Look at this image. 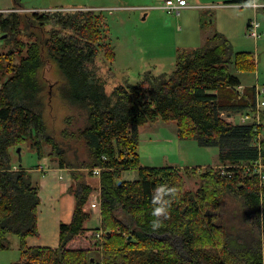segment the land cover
<instances>
[{
	"label": "trees",
	"instance_id": "16d2710c",
	"mask_svg": "<svg viewBox=\"0 0 264 264\" xmlns=\"http://www.w3.org/2000/svg\"><path fill=\"white\" fill-rule=\"evenodd\" d=\"M15 4L24 8L18 0ZM0 30L12 44L0 54V75H9L0 87V250L10 246L9 235L18 236L20 258L12 264H264V186L257 177L241 180L240 171L223 177L208 165L199 174V189L187 190L184 174L198 168L145 166L138 153L139 126L162 120L176 122L182 139L218 147L219 163L259 157L264 162V142L260 149L254 144L253 127L220 115L252 105L254 91L249 86L237 99L235 87L242 82L231 67L255 71L253 51H237L216 32L204 45L180 50L170 73L148 70L139 82L126 81L108 92L90 65L98 58L112 62L116 52L104 43L102 18L94 10L0 11ZM22 32L36 39L27 43L20 39ZM49 62L66 80L60 87L62 98L84 113L82 124L72 134L66 129L63 134L75 133L83 140L87 161L75 167L91 170L88 175L73 172L77 181L68 191L75 196V209L71 222L60 225L57 249L27 242L29 236L39 235L40 191L29 169L14 168L11 152L30 139L42 156L48 144L59 166L74 170L60 147L67 141L57 139L47 123L45 108L51 107V100L47 104L42 97L45 80L39 79V71ZM96 167L102 168L100 237L89 235L85 224L91 217L85 207L94 189L87 177ZM130 169H138V178L124 180L123 172ZM227 192L240 197L249 211L246 217L255 238L249 246L240 238L233 241L229 230L215 222ZM157 209L161 211L154 215ZM157 220L160 226L153 228ZM175 236L181 238L184 252L174 243Z\"/></svg>",
	"mask_w": 264,
	"mask_h": 264
},
{
	"label": "rangeland",
	"instance_id": "374dc122",
	"mask_svg": "<svg viewBox=\"0 0 264 264\" xmlns=\"http://www.w3.org/2000/svg\"><path fill=\"white\" fill-rule=\"evenodd\" d=\"M24 8L18 7L15 0H0V9L8 8V11L2 12H19L30 13L33 11H56L59 9L77 10L81 8L92 9L97 14L101 15L102 27L105 34L104 43H107L115 48L116 57L114 61L109 62L104 58H98L90 66L95 70L98 77L103 80L108 92H111L113 87L117 84L137 83L141 79L145 71H152L154 74L163 72L170 73L176 64V57L180 50H191L202 46L205 38L204 31L210 27L214 30L223 28L231 36L233 46L236 50L247 49L254 52L255 60L257 61V69L253 72L237 71L233 66L231 70L238 74L244 86L257 84L264 86V34L258 40L251 38L248 35L246 23L244 18L246 11L251 10L247 7L220 10L217 8L211 9H185L181 11L180 15L169 14L165 10L154 8L156 5H161L165 0H18ZM192 4L200 5H215L216 0H190ZM199 5V6H200ZM143 7V8H141ZM192 7V6H188ZM154 8V9H148ZM253 8V7H252ZM264 8L262 6L256 8ZM235 9V8H234ZM202 14V15H201ZM207 23L206 29L200 26V17ZM256 16V14L254 15ZM253 16V17H254ZM23 17V16H22ZM252 17V18H253ZM258 20L261 23L257 15ZM24 22V21H23ZM262 24V23H261ZM51 25L46 26L49 31ZM261 30V29H260ZM3 32L0 30V54L5 53L11 48V43L5 40ZM21 40L31 43L36 39L35 36H28L22 32ZM20 59H16L18 62ZM48 66H44L39 71V79H44V91L42 97L44 101L49 103L45 108L47 115V123L54 136L57 139H64L67 143L61 142V149L66 151V162L74 166V170H69L70 185H75L77 179L73 172H82L86 175L90 174V169L84 167H75L80 163L87 161L88 152L83 140L78 139L75 133L72 137H66L63 130H67L72 134L78 126L83 122L84 113L82 110L73 107L66 102L61 96L60 87L66 83L63 76L59 72L56 65L51 62ZM0 87L3 82L8 79L9 75H0ZM40 79V80H41ZM52 96V97H51ZM238 99V98H237ZM239 100V99H238ZM224 112L232 116V119L223 117L231 123L240 124L238 120V113L235 111L224 110ZM46 114V113H45ZM168 122V121H167ZM79 123V124H78ZM152 124L156 125V129L152 132L143 134L145 129L152 128ZM141 127V130H140ZM139 149L141 163L143 165L161 164L177 162L184 167L198 168L196 173L192 171L184 174V182L187 190L197 191L200 186L199 174L204 171L208 165L215 169L219 163V148L215 146L202 145L197 139H182L178 136L176 122L165 124L162 120L159 123H146L139 126ZM148 131V130H147ZM70 138V140H69ZM18 148L20 151L18 152ZM144 148V149H143ZM13 153L14 163L22 165L24 168H34L38 165H46L48 160L59 164V158L52 154V146L45 144L43 148L44 155L39 156L37 148L32 145V141L28 139L20 146L11 148ZM218 164V165H217ZM19 168V167H18ZM80 173L77 175L79 176ZM85 176V175H84ZM99 175H91L87 177L94 185V189L86 205V211L90 212L91 220L95 214L101 215V207L93 209L90 203L93 201H100V177ZM241 180L245 177L240 172ZM93 179V180H90ZM95 178V179H94ZM122 178L124 180H134L138 178V169H130L123 172ZM82 179V177H80ZM85 180V178L83 179ZM69 185V186H70ZM260 185V182H259ZM97 212V213H96ZM120 218L127 220L126 215L122 211ZM249 211L243 206V201L240 197L227 192L222 195L218 209V216L215 220L217 225L224 229H228L233 241L240 238L248 246L250 242L253 243L255 238L251 232V222L246 217ZM102 222L91 231H87L90 235L92 233H100L97 231L101 228ZM87 229V227H86ZM88 230V229H87ZM248 233H251L248 237ZM157 235V234H154ZM16 237V235H14ZM263 242V237L261 239ZM174 243L180 250L181 238L174 237ZM242 249H244L242 247ZM183 251V250H182ZM184 252V251H183ZM14 247L6 250H0V264H12L18 262L16 257L19 256ZM97 256V254H95Z\"/></svg>",
	"mask_w": 264,
	"mask_h": 264
},
{
	"label": "crops",
	"instance_id": "0c3cea01",
	"mask_svg": "<svg viewBox=\"0 0 264 264\" xmlns=\"http://www.w3.org/2000/svg\"><path fill=\"white\" fill-rule=\"evenodd\" d=\"M216 2L217 3L215 5H200V4H192L190 2L192 7H187V8H184L183 10L185 9H211V8H217L220 10L230 8V9L236 10L237 8L247 7L251 10L246 11L244 23H246V26H248L249 20L255 14L256 16L258 15L262 23L261 31L264 34V8L254 9L250 6L241 5V4L247 3L248 1L230 2L229 0H216ZM148 9H154V8H148ZM158 9L164 10L163 8H158ZM0 11H8V8L0 9ZM200 26L203 30L206 29V26H207V23L202 20V16L200 17ZM216 32L224 34L232 42L230 38L231 36H228V34H226L223 28H220L219 30H214L208 27L204 31L205 38L203 39L202 45H204L207 42V40L210 37H212ZM242 50L251 51L247 49H240L237 51H242ZM246 86L248 87L250 85H246ZM151 123H154V122H151ZM155 123L157 124L159 122H155ZM163 123L167 124L169 122L166 121ZM151 126L152 128L145 129L143 131L144 135H146L147 132L148 133L152 132V130H155L157 128L156 125L154 124H152ZM140 130H141V127H140ZM141 145L142 144L140 142L138 146L139 155H140L139 149ZM165 165H173V166H178L182 168L184 167L182 164L177 163V162L166 163L164 165L151 164V165H145V166H165ZM14 166H16L17 168L19 167V165L17 164H14ZM42 166L43 164L38 165L34 168H27L32 173V179L34 181V184H36L39 187L40 197H41V204L39 206V215H38L39 235L29 236L27 238V242L30 246L51 247V248L57 249L60 245V225L61 223L63 222L69 223L71 222L73 218V213L75 209V196L74 194L68 191V187L70 185L68 169L62 168L59 166L58 163H53V162H50L49 160L46 165H44L43 167ZM211 166H216V164H212ZM187 167H190V166H187ZM95 178L99 179L98 176ZM90 180H93V179L90 178ZM99 184H100V181H99ZM90 218L85 223L88 229L87 231H91L90 230L91 228L97 227L101 223V216L99 214L94 215L93 217L94 221H90L91 220ZM8 237L10 241V246L7 249H9L10 247H14L16 251L18 252L17 254L19 255L16 257V260H18V258H20L19 238L17 235L15 237L14 234L9 235Z\"/></svg>",
	"mask_w": 264,
	"mask_h": 264
},
{
	"label": "built area",
	"instance_id": "2783aa9c",
	"mask_svg": "<svg viewBox=\"0 0 264 264\" xmlns=\"http://www.w3.org/2000/svg\"><path fill=\"white\" fill-rule=\"evenodd\" d=\"M253 7L254 9L262 6L264 7V0H250L247 3L241 4ZM192 6L189 0H165L162 5H156L154 8H163L167 13L173 15H179L184 8ZM143 8V7H141ZM261 23L257 16L251 18L248 22L247 31L248 35L258 40L262 37ZM253 88L254 98L252 105L245 107L238 111V120L240 124L251 125L254 129V144L260 149L264 142V86L257 84L250 85ZM247 86L243 84L236 86L237 98L242 99ZM222 117L232 119V116L227 115L224 111L220 112ZM43 167V166H42ZM14 168H17L14 166ZM219 173L223 177L232 178L240 171L245 177H257L260 182V186H264V162L261 157L250 162L234 163V164H220L217 167ZM101 167L93 169L95 175H99ZM90 207L93 209L100 208V201H93L90 203ZM100 233H97L99 236Z\"/></svg>",
	"mask_w": 264,
	"mask_h": 264
},
{
	"label": "clouds",
	"instance_id": "9594fccd",
	"mask_svg": "<svg viewBox=\"0 0 264 264\" xmlns=\"http://www.w3.org/2000/svg\"><path fill=\"white\" fill-rule=\"evenodd\" d=\"M161 210L160 209H157L155 212H154V215H158L159 214V212H160ZM160 221H153L152 222V227L153 228H157V227H159L160 226Z\"/></svg>",
	"mask_w": 264,
	"mask_h": 264
},
{
	"label": "water",
	"instance_id": "95a60500",
	"mask_svg": "<svg viewBox=\"0 0 264 264\" xmlns=\"http://www.w3.org/2000/svg\"><path fill=\"white\" fill-rule=\"evenodd\" d=\"M6 36H7V34H4V35H3V37H6ZM19 151H20V148H18V152H19Z\"/></svg>",
	"mask_w": 264,
	"mask_h": 264
}]
</instances>
